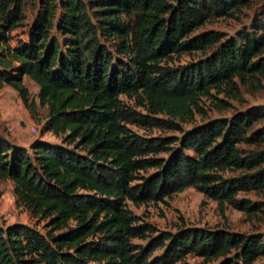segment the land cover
Here are the masks:
<instances>
[{
	"label": "trees",
	"instance_id": "16d2710c",
	"mask_svg": "<svg viewBox=\"0 0 264 264\" xmlns=\"http://www.w3.org/2000/svg\"><path fill=\"white\" fill-rule=\"evenodd\" d=\"M246 1L0 0V86L14 88L34 117L23 78L32 81L41 130L60 138L26 148L0 132V183L11 182L15 207L32 220L0 224V264H175L186 255L264 264L263 235L157 231L127 208L193 188L219 207L253 209L236 196L264 189V105L181 127L204 114L202 97L220 109L227 103L215 94L233 97L264 78L263 22L230 38L192 34ZM28 10L25 37L11 45ZM127 125L179 135L142 136Z\"/></svg>",
	"mask_w": 264,
	"mask_h": 264
},
{
	"label": "rangeland",
	"instance_id": "374dc122",
	"mask_svg": "<svg viewBox=\"0 0 264 264\" xmlns=\"http://www.w3.org/2000/svg\"><path fill=\"white\" fill-rule=\"evenodd\" d=\"M36 1V0H35ZM263 0H247L243 6L233 12L232 16L210 15L192 34L204 31L221 32L224 38L235 37L239 32H250L254 30V22L264 23ZM32 13L27 11L25 20L12 34L10 44L14 45L16 38H24L21 33L24 25L30 21ZM213 49L207 48L203 51H191L175 57L173 64L185 63L196 60L209 54ZM264 55V49L262 54ZM23 84L28 92L29 100L35 104V115L31 116L29 109L23 104L14 88L7 84L0 86V132L2 136L12 145L28 147L35 140L48 143H60V138L49 132H42L41 122L44 116V108L38 106L36 99L37 87L27 78H23ZM213 93V91L211 92ZM216 97L224 99L227 105L223 108L211 106V98L202 97L200 104L204 110L203 115H195L193 120L182 123L181 127L186 130L194 125L200 124L207 119L216 117H229L236 111L243 110L251 105H264V78L251 84L241 86L239 94L235 96H223V93L215 94ZM228 96V97H227ZM125 104L133 106V101L120 97ZM264 122V121H263ZM261 122V123H263ZM133 132L142 136H165L179 135L177 132L161 129L139 128L135 125H127ZM148 170L145 174H149ZM238 199H245L253 209L249 212L239 210L230 205L223 204L219 207L216 201L203 197L193 188H185L179 192L172 193L162 201L144 202L133 205L127 202V208L140 220L153 225L157 231H174L184 226H199L208 229H223L229 232L244 234H255L264 236V189L239 192ZM13 222L32 224V220L25 211L15 207L12 195V184L9 180L0 183V224L5 226ZM40 226H38L39 228ZM134 242L144 243L145 240L133 239ZM154 253H160L156 249ZM264 261V257L256 262ZM175 264H215V261H206L202 258L186 255Z\"/></svg>",
	"mask_w": 264,
	"mask_h": 264
}]
</instances>
